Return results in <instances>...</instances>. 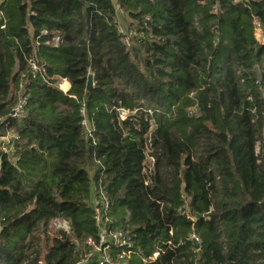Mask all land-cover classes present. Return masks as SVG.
Returning <instances> with one entry per match:
<instances>
[{
    "label": "trees",
    "instance_id": "16d2710c",
    "mask_svg": "<svg viewBox=\"0 0 264 264\" xmlns=\"http://www.w3.org/2000/svg\"><path fill=\"white\" fill-rule=\"evenodd\" d=\"M119 2L130 46L114 0H0V264H75L102 197L115 260L264 264V0Z\"/></svg>",
    "mask_w": 264,
    "mask_h": 264
},
{
    "label": "built area",
    "instance_id": "2783aa9c",
    "mask_svg": "<svg viewBox=\"0 0 264 264\" xmlns=\"http://www.w3.org/2000/svg\"><path fill=\"white\" fill-rule=\"evenodd\" d=\"M115 2V9L117 12V15L120 16L124 14V11L121 7V4L119 0H114ZM119 32L123 36V42L127 45L130 46V36L132 35V32H129L128 29H125L122 25L119 24ZM42 34L47 35L48 31H42ZM62 35L58 31L52 32L51 38L45 42L46 45H50L53 47H59L62 43ZM32 69L34 71H37L38 68L36 64L31 63ZM68 82L66 79L59 77L57 81V85L64 91L67 92L68 89L66 90L64 88V83ZM27 99L28 95L26 94H21L19 97V100L12 110L11 117L14 119H22L28 114L27 110ZM83 114L84 111L82 110ZM121 117L125 118L128 114V111L125 110H120ZM192 113V112H191ZM83 127L86 129V132L88 134H91L93 130V125L92 123L87 119L84 118L82 121ZM13 139H18L19 137L17 136L16 133L13 134L12 136ZM263 141H264V129H263ZM256 153H260V144L258 143L256 146ZM95 210V219L97 220L98 223L101 224V234L99 236V241L96 242L93 239H88L87 245L89 247L88 253L85 255L80 256L79 260L76 261L75 264H128L127 260L123 258V255H126L125 253L121 256L119 259H113L111 255V246L112 245H117V246H133L134 241L133 237L134 234H132L129 230H123V229H110L107 228L106 226L104 227V222L107 221V214L110 210V202L106 197H102L100 202L94 206ZM51 228L57 232H70L71 231V224L69 221L65 219H54ZM198 240L197 238H195Z\"/></svg>",
    "mask_w": 264,
    "mask_h": 264
},
{
    "label": "rangeland",
    "instance_id": "374dc122",
    "mask_svg": "<svg viewBox=\"0 0 264 264\" xmlns=\"http://www.w3.org/2000/svg\"><path fill=\"white\" fill-rule=\"evenodd\" d=\"M118 21H119V24L122 25L125 29H130L131 31L135 32V24H131V23H134L130 18L126 17L125 13L120 15L118 17ZM23 94L22 92L20 93V95ZM15 133V129H9L5 132V135L4 136H0V141H3L5 143H8V142H11L12 141V136L13 134ZM5 149L7 150H11L10 148L4 146ZM90 173L93 177L94 175V172H93V169L90 170ZM1 228H2V225L0 223V231H1ZM54 235V233L52 234V236ZM51 237L49 240H47V238L44 237V241L42 242V248L45 250L48 246L51 245ZM89 247L86 246V250L84 252H82L80 255H85L86 253H88L89 251Z\"/></svg>",
    "mask_w": 264,
    "mask_h": 264
},
{
    "label": "water",
    "instance_id": "95a60500",
    "mask_svg": "<svg viewBox=\"0 0 264 264\" xmlns=\"http://www.w3.org/2000/svg\"><path fill=\"white\" fill-rule=\"evenodd\" d=\"M94 86V77L93 75L88 76V83H87V89L90 91ZM196 248H199L198 240L194 239Z\"/></svg>",
    "mask_w": 264,
    "mask_h": 264
},
{
    "label": "crops",
    "instance_id": "0c3cea01",
    "mask_svg": "<svg viewBox=\"0 0 264 264\" xmlns=\"http://www.w3.org/2000/svg\"><path fill=\"white\" fill-rule=\"evenodd\" d=\"M257 37L260 39V40H262L263 41V35H262V32H261V30H258L257 31ZM64 88L67 90H69L70 89V87H71V84L69 83V82H65L64 83Z\"/></svg>",
    "mask_w": 264,
    "mask_h": 264
}]
</instances>
